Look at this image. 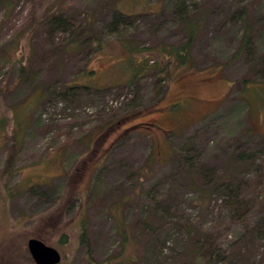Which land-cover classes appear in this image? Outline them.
Here are the masks:
<instances>
[{"label": "rangeland", "instance_id": "374dc122", "mask_svg": "<svg viewBox=\"0 0 264 264\" xmlns=\"http://www.w3.org/2000/svg\"><path fill=\"white\" fill-rule=\"evenodd\" d=\"M180 1L16 0L9 8L0 2V264H36L28 248L31 238L58 248V264H114L121 242L116 204L132 222L151 215L155 200L164 219L171 215L204 228L218 223L223 247L261 226L253 253L264 262V101L255 98L263 97L264 85L246 93L250 113L248 102L238 96L244 79L264 82V0H186L182 12ZM116 8L125 14L114 27L113 18L120 14ZM60 11L75 30L92 25L99 39L79 42L68 51L60 44L63 34L54 32L55 40L49 41L43 22ZM184 14L202 25L191 59L181 67L170 66L168 91L158 109L133 121L155 125L152 136L133 132L123 137L102 170L89 174L94 159L78 139L94 128L95 114L147 105L159 96L154 75L141 77L130 89L116 87L129 75L122 67L129 59L125 45H182L188 36ZM248 26L250 46L237 55ZM88 70L96 71L101 89L78 99L63 98L67 85L80 82L78 77ZM19 122L24 129L10 139ZM258 144L253 165H235V150L247 154ZM151 151L154 162L147 160ZM177 152L192 159L194 182ZM202 171L213 179L236 175L246 185L241 195L260 198L238 221L225 217L224 207L201 208L195 200L210 192ZM93 176L99 190L88 202ZM84 220L90 251L80 240ZM147 238L149 246L169 240L166 252L174 246L181 250L185 243L183 231L166 226ZM139 251L138 245L134 264H141Z\"/></svg>", "mask_w": 264, "mask_h": 264}, {"label": "trees", "instance_id": "16d2710c", "mask_svg": "<svg viewBox=\"0 0 264 264\" xmlns=\"http://www.w3.org/2000/svg\"><path fill=\"white\" fill-rule=\"evenodd\" d=\"M16 0H0L7 8ZM187 3L186 0L179 2L177 8L178 10L186 11ZM119 13H116L113 18L114 27L121 25L123 23L122 16L125 14L121 9L116 8ZM177 10V9H176ZM122 15V16H121ZM181 21L185 22V29L187 33V39L182 45L178 47H170L166 45L162 46H151L149 47H140L129 43L125 45L126 50H128L129 59L123 64V69L129 73L125 78L127 79L125 83H119L116 87H126L130 89L140 82L141 77L143 76H156L157 83H160L157 86L158 97L155 98L151 103L147 105H133L129 110H118V109H107L102 110V113L95 114L96 125L92 130L86 133V135L79 138V143L83 145V149L88 151V158H93L92 166L88 168L89 174H93L102 170L106 160L112 154L114 147L121 141L125 136L132 134L133 132H139L141 134L145 133L148 136H152L155 129V125L150 122L143 123H133L137 118L143 116L144 113L152 112L159 107V101L162 100L166 93L168 87V81L170 76V66H179L186 65L191 59L190 52L194 41L196 39L198 31L201 29L202 25L200 19L198 18H189V15L184 14ZM43 23H46L47 30L45 32V38L53 42L55 40L53 33L58 32L63 34L64 38L60 44L62 48H65L66 51L71 50L78 45V43L87 42L90 38L95 40L99 39L97 33L94 31V28L90 24H86L87 27L83 29L75 30L73 22L68 15L64 14L62 11L58 12L57 15L53 14L51 17L47 18ZM40 25V24H39ZM45 27V28H46ZM246 34L242 40L241 48L237 51V55L240 54V51L243 48L250 46V28H246ZM82 33H87V36L82 37ZM59 34V35H60ZM56 37V36H55ZM56 38H60L56 37ZM59 44L58 47L61 45ZM102 44L100 42L96 43V48L100 50ZM69 48V49H68ZM263 59V58H262ZM25 74V67L22 69V75ZM80 82L73 83L72 85H67V89L62 92L63 98H74L78 99L84 95L88 94L90 90L101 89L99 88L101 84H98V76L96 71L88 70L87 73L78 77ZM264 85V82H255L251 83L250 79H244L242 83L243 89L241 94L239 93L240 99L248 102V111L250 110V104L252 103L249 99H246V93L253 91L255 85ZM233 86V85H232ZM106 88V87H105ZM102 88V89H105ZM232 88V87H231ZM233 92V88L230 91V94ZM263 97H256L264 101V94L261 93ZM42 95L39 93V98ZM38 98V96H37ZM252 99V98H251ZM24 129L19 122L18 128L14 131L13 137L10 139H17V134L19 130ZM250 132L251 127L247 128ZM255 133V132H252ZM116 136L114 141H111L107 144V140L111 136ZM264 137V134H261ZM264 139V138H263ZM99 140V141H98ZM14 146V145H13ZM260 144L256 148L251 149L249 153L245 154L235 150L231 156L234 160L235 165L242 167L241 169H247L248 166L253 165L256 161L257 153L259 151ZM176 159H181L185 161L186 167L185 172L190 177V181L194 182V170H192V159L187 155L182 156V152H177L174 154ZM172 155V157L174 156ZM181 155V156H180ZM14 153H11L8 158V164L13 161ZM149 162L156 161L153 157V151H151L147 157ZM84 162H80L79 169ZM76 169V170H77ZM235 171V170H234ZM67 176H72L68 174ZM236 175L230 174V176H225L223 178H210V174L203 172L201 173V180L204 185L210 188V192H206V196L203 199H196L195 203L201 208L215 206L216 208L224 207L225 217L231 220H241L245 218L251 208H253L255 201L260 197L254 195L252 197H245L241 195V188L244 185L242 180ZM95 180V181H94ZM98 177L93 176V182L89 188L87 194L88 202L94 197L97 190H99V185L96 184ZM195 184V183H194ZM257 189V185H254ZM68 191V190H67ZM215 192V193H214ZM258 192V191H257ZM262 193V192H260ZM259 192L258 194L261 195ZM65 194V190L63 192ZM62 194V195H63ZM216 194L215 199L212 195ZM76 195V194H75ZM75 197V196H74ZM123 201V200H121ZM214 201V203H213ZM121 205L124 204L120 202ZM214 204V205H213ZM155 205V206H154ZM158 200L153 203V210L151 215L147 217L140 218L135 221H128L127 218L121 216L123 215L122 209L116 204L114 215L117 218V230L120 236V250L119 256L114 264H134V258L137 254L135 250L139 245L142 248V257L138 263L141 264H263L261 260L254 258V253L256 249V241L258 236L261 235L263 229L261 226H254L250 229H247V234L242 235L239 238V241H234L231 245L223 247L219 245V235L220 233L215 230L218 226L211 225L209 228H204L202 226H197L192 222L183 221L182 218L178 219L177 217L169 215V218L164 219L157 212ZM166 211H168L166 209ZM172 227L178 231H183L185 233V243L182 246V249H177L174 247H169V252H166V244L169 243V240L156 241L153 245L149 246L147 236L151 237L153 233L159 231L161 227ZM264 233V232H263ZM146 237V238H145ZM90 235L86 229L85 220L82 221V228L80 232V240L87 244L89 251L91 242L89 240ZM145 241L147 243H145ZM146 245V246H145ZM117 256V255H116ZM116 258V257H115Z\"/></svg>", "mask_w": 264, "mask_h": 264}, {"label": "water", "instance_id": "95a60500", "mask_svg": "<svg viewBox=\"0 0 264 264\" xmlns=\"http://www.w3.org/2000/svg\"><path fill=\"white\" fill-rule=\"evenodd\" d=\"M28 248L36 264H58L62 260L58 248L44 243L39 238L29 239Z\"/></svg>", "mask_w": 264, "mask_h": 264}]
</instances>
